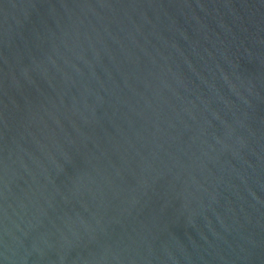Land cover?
I'll return each mask as SVG.
<instances>
[{"label": "water", "instance_id": "95a60500", "mask_svg": "<svg viewBox=\"0 0 264 264\" xmlns=\"http://www.w3.org/2000/svg\"><path fill=\"white\" fill-rule=\"evenodd\" d=\"M0 264H264V0H0Z\"/></svg>", "mask_w": 264, "mask_h": 264}]
</instances>
